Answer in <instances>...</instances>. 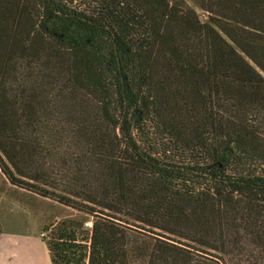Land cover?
<instances>
[{
    "label": "trees",
    "instance_id": "16d2710c",
    "mask_svg": "<svg viewBox=\"0 0 264 264\" xmlns=\"http://www.w3.org/2000/svg\"><path fill=\"white\" fill-rule=\"evenodd\" d=\"M200 6L0 0L2 173L93 217L53 264H264V0Z\"/></svg>",
    "mask_w": 264,
    "mask_h": 264
},
{
    "label": "rangeland",
    "instance_id": "374dc122",
    "mask_svg": "<svg viewBox=\"0 0 264 264\" xmlns=\"http://www.w3.org/2000/svg\"><path fill=\"white\" fill-rule=\"evenodd\" d=\"M173 1L185 3L195 9L202 20L207 18L200 0ZM0 223L5 231L42 239L47 244V239L64 224L72 225L82 234L90 236L93 217L56 200L12 185L0 168Z\"/></svg>",
    "mask_w": 264,
    "mask_h": 264
},
{
    "label": "crops",
    "instance_id": "0c3cea01",
    "mask_svg": "<svg viewBox=\"0 0 264 264\" xmlns=\"http://www.w3.org/2000/svg\"><path fill=\"white\" fill-rule=\"evenodd\" d=\"M0 264H53L50 250L41 239L14 231L0 232Z\"/></svg>",
    "mask_w": 264,
    "mask_h": 264
}]
</instances>
